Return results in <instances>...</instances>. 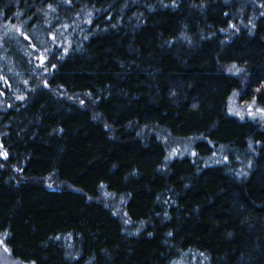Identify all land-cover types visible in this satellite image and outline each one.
Here are the masks:
<instances>
[{"label":"trees","instance_id":"trees-1","mask_svg":"<svg viewBox=\"0 0 264 264\" xmlns=\"http://www.w3.org/2000/svg\"><path fill=\"white\" fill-rule=\"evenodd\" d=\"M236 91L264 111V0H0L10 257L264 264V120Z\"/></svg>","mask_w":264,"mask_h":264},{"label":"rangeland","instance_id":"rangeland-1","mask_svg":"<svg viewBox=\"0 0 264 264\" xmlns=\"http://www.w3.org/2000/svg\"><path fill=\"white\" fill-rule=\"evenodd\" d=\"M10 80H13V76L11 74L8 75ZM19 89L18 91H20ZM241 91L234 92L228 102L229 113L239 118L240 120L248 119V120H264V111L257 107L254 102H247L245 100L240 99ZM1 97L4 99L6 95H2ZM8 99L12 101L20 100V96L15 94H7ZM5 106H3L0 100V110H2ZM1 136V134H0ZM195 153L194 145L187 141H179L176 140L172 145L167 147V155L169 157H178L184 156L186 154ZM5 150L2 145V140L0 138V159L5 157ZM222 155L218 152L213 154L214 161H219ZM7 249V250H5ZM0 264H23L18 262L10 257V253L8 248L5 246V242L3 239L0 240ZM169 264H210L209 259L204 255L192 251H187L179 255V257L172 259L169 261Z\"/></svg>","mask_w":264,"mask_h":264},{"label":"snow or ice","instance_id":"snow-or-ice-1","mask_svg":"<svg viewBox=\"0 0 264 264\" xmlns=\"http://www.w3.org/2000/svg\"><path fill=\"white\" fill-rule=\"evenodd\" d=\"M25 38H27V37H25ZM42 59V58H41ZM5 157H6V154H5ZM5 250H7V249H5Z\"/></svg>","mask_w":264,"mask_h":264}]
</instances>
